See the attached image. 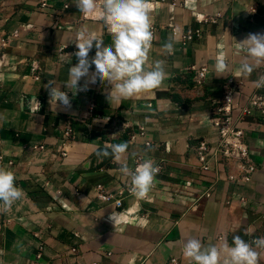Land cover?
I'll use <instances>...</instances> for the list:
<instances>
[{
  "label": "crops",
  "instance_id": "obj_1",
  "mask_svg": "<svg viewBox=\"0 0 264 264\" xmlns=\"http://www.w3.org/2000/svg\"><path fill=\"white\" fill-rule=\"evenodd\" d=\"M41 3L0 0V39H9L5 49L0 45V154L14 162L6 168L16 174L24 192L8 212L0 211V264H168L172 257L192 264L183 255L187 238L231 245L235 235L264 237V120L243 121L258 167L251 183L228 182L226 173L239 172L221 159L202 171L195 153L202 140L216 144L210 118L222 83L230 76L243 82L235 95L243 106L264 76V64L250 75L240 72L250 59L240 42L250 33L264 34V0H154L152 18L158 29L150 60L160 61L167 77L158 89L111 101L112 86L98 79L75 94L63 87L68 69L78 63L75 34L86 27L111 45L107 26L95 15L81 13L74 0H48L46 8ZM250 7L256 12L251 14ZM217 12L223 13L218 23L201 22ZM194 29L203 36L183 47L182 35ZM170 37L175 41L172 53L164 48ZM95 52L94 47L90 57ZM221 56L227 63L222 73L216 70ZM204 64L209 74L199 88L191 68ZM48 81L68 92L70 109L50 103ZM68 120L73 138L63 157ZM146 140L154 147H147ZM123 142L129 147L121 163L130 169H135L137 155L155 165L162 161L166 168L156 177L149 200L127 198L123 208L115 209L97 199L96 186L117 193L130 177L111 157L97 152ZM210 187L212 196L196 202ZM39 246L44 251L37 260Z\"/></svg>",
  "mask_w": 264,
  "mask_h": 264
},
{
  "label": "clouds",
  "instance_id": "obj_2",
  "mask_svg": "<svg viewBox=\"0 0 264 264\" xmlns=\"http://www.w3.org/2000/svg\"><path fill=\"white\" fill-rule=\"evenodd\" d=\"M187 2V0H186ZM75 5L85 16L95 15L103 21L112 37V44L105 45L104 40L88 28H81L74 36L73 43L77 51L74 53L78 63L68 69V81L63 87L86 91L90 83L107 82L112 86L109 100L129 99L150 92L162 86L167 77L160 61L154 64L150 60L154 39L152 26L154 0H74ZM98 7L100 11L97 12ZM173 38H169L164 48L174 51ZM243 50L250 58L240 66V72L250 75L256 67L264 64V34L250 33L240 42ZM95 47L96 52L90 57ZM67 61L71 63V56ZM93 65L95 71L91 72ZM227 69L226 60L221 56L216 63L217 72ZM87 78L81 85V80ZM257 88L264 87V76L255 82ZM45 87L49 91L50 103L71 108L68 92L62 91L55 81H48ZM116 93L115 97L113 93ZM34 103L40 104L36 99ZM128 143L111 145L99 150V157H111L113 162L120 164V171L131 179V194L137 199H148L159 168L152 159H145L135 170L121 163L128 151ZM16 174L0 166V211L8 212L12 205L21 200L24 192L16 184ZM247 234V233H246ZM264 252V237L245 240L240 235L232 238L229 245L226 241L219 244L205 245L196 237L187 238L183 245V255L193 264H260Z\"/></svg>",
  "mask_w": 264,
  "mask_h": 264
},
{
  "label": "built area",
  "instance_id": "obj_3",
  "mask_svg": "<svg viewBox=\"0 0 264 264\" xmlns=\"http://www.w3.org/2000/svg\"><path fill=\"white\" fill-rule=\"evenodd\" d=\"M165 2V0H161ZM48 5V0H42L41 6L46 8ZM69 8V5H65V9ZM250 13H255L256 9L250 7ZM223 18L222 12H217L215 16H206L201 22L204 24H216ZM157 26H152V31L154 39L152 46L155 42V34L157 32ZM172 31L176 33V28H172ZM203 31L201 29L188 30L181 37V45L183 47H188L193 41L201 38L203 36ZM9 43V39H0V45L2 48H6ZM94 48V47H93ZM192 71L195 72L194 81L197 87L202 88L209 74V68L204 64L199 67H192ZM35 79H39L36 76ZM243 86V82L236 80L235 77H228L223 83L221 88V94L218 98L213 100V110L211 112L210 122L217 133V141L215 145H211L205 140L200 141L195 147V153L197 155L200 169L204 172H208L212 169V163L218 162L219 159L225 161V164H234L238 169V174L226 173L227 181L233 184H248L254 179L255 174L258 172V167L253 163L250 155L249 146L247 144V129L243 126V121L248 117L256 118L259 120H264V87L256 88L248 102L241 106L235 100V95ZM73 103L71 102V106ZM63 150L62 156L66 157L68 155V148L66 147L67 141L73 138V128L71 121L68 120L64 129ZM141 135H145L144 131H141ZM135 137V136H134ZM133 137V139H134ZM1 143V141H0ZM145 145L147 147H154L150 140H146ZM43 150L44 146H34V150ZM144 160L142 156L137 155L135 158L136 166L142 163ZM0 166L3 167H13L14 162L6 158L5 153L2 151L0 154ZM159 168V174L163 172L166 168V164L160 161L156 164ZM136 168V167H135ZM135 170V169H134ZM156 176V177H157ZM156 180V179H155ZM156 184L152 190L156 189ZM131 179L129 182L122 186V188L117 193H111L102 184L96 186L97 199L101 202H105L115 209H121L124 206V201L127 198L134 197L131 192ZM212 187L204 190L202 194L197 196L196 202H199L203 198H210L212 196ZM140 200H149L140 199ZM218 241H222V237H218ZM44 251V246H39V251L36 255V259L39 260L42 257ZM72 253L76 254L77 249L72 248ZM34 264H38L35 262ZM168 264H182L181 261L172 257ZM193 264V263H192Z\"/></svg>",
  "mask_w": 264,
  "mask_h": 264
}]
</instances>
